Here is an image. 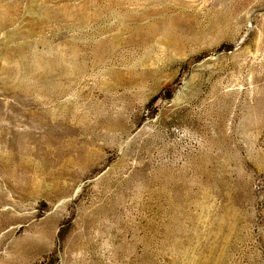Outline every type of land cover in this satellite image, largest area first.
I'll return each mask as SVG.
<instances>
[{"label":"rangeland","instance_id":"obj_1","mask_svg":"<svg viewBox=\"0 0 264 264\" xmlns=\"http://www.w3.org/2000/svg\"><path fill=\"white\" fill-rule=\"evenodd\" d=\"M0 264H264V0H0Z\"/></svg>","mask_w":264,"mask_h":264},{"label":"bare ground","instance_id":"obj_2","mask_svg":"<svg viewBox=\"0 0 264 264\" xmlns=\"http://www.w3.org/2000/svg\"><path fill=\"white\" fill-rule=\"evenodd\" d=\"M19 55L22 57V59H23V61L25 63V57H26L25 52L20 50L19 51ZM34 56L37 57L36 54H34ZM103 57L104 56H102V58ZM49 61H50V59H48L46 61L45 65H44L45 67H49L51 69H54V68L57 67V64L55 63V61H53V62L52 61L49 62ZM34 62H36V60ZM49 64L52 65V66H50ZM25 66L28 67L27 64H25ZM69 67L73 68L74 69L73 71H75V69L77 70V68H78V66L75 63H71L69 65ZM15 69L16 68H14L13 66H5L3 68V70L5 72L4 74H6L5 77H3V78L1 77L2 78L1 83L3 84L4 91H6L7 93L9 91H12L15 94H19V95L20 94H22V95L36 94L37 95V94L41 93L40 89L36 86V84L39 83V81H40L39 77H37L36 84L33 87V85H31L32 83L29 81V79H26L25 77H21L19 75L15 76L14 75ZM57 71H59V70H57ZM60 71H61V73H63L62 70H60ZM61 75H64V74H61ZM135 80H136V78H135ZM58 86H59V83H57V82H54V84H52V87H53L54 90H58L57 89ZM58 92H60V91H58Z\"/></svg>","mask_w":264,"mask_h":264}]
</instances>
